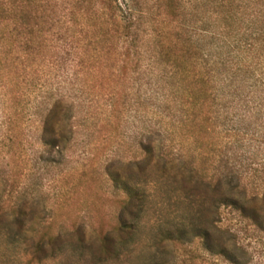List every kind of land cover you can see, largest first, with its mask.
Segmentation results:
<instances>
[{
  "label": "trees",
  "instance_id": "obj_1",
  "mask_svg": "<svg viewBox=\"0 0 264 264\" xmlns=\"http://www.w3.org/2000/svg\"><path fill=\"white\" fill-rule=\"evenodd\" d=\"M168 1L177 6L158 11L129 10L126 15L113 9L109 13L73 11L65 21L52 16L46 21L47 28L26 25L21 41L23 49L12 38L13 32L5 34V28H0V127L5 136L18 139L24 146L22 124L30 121L35 135L36 167L58 166L75 149L80 134L79 113L91 136L112 124L117 129L121 127L129 117L126 106L129 89L134 87L155 88L156 101L162 105L161 123H168L140 134L133 156L124 160L115 157L104 163L107 180L123 195L116 224L85 240L80 223L70 230L59 226L56 231H52L53 218L39 223L30 237L31 262L54 258L65 243L87 248L94 262L118 256L117 245L124 244L122 241L133 232V222L127 217L136 220L143 206L144 192L139 185L148 182L175 185L188 200V229L185 226L177 229L174 234L162 237L163 240L191 243L198 239L201 249L209 255L225 256L230 263L237 264L240 247L233 246L227 251L223 231L215 224L216 219L220 221V210L236 212L264 233V174L254 184L252 168L242 170L234 160L216 154L221 147L215 136L220 109L217 94L210 89L211 82L215 85L214 75L205 72L210 63V71L216 74V56L212 61L203 59L205 51H209L203 42L206 36L202 28L189 25L186 0ZM190 1L201 7L202 0ZM211 2L215 7L225 3ZM238 2L242 11L239 13L238 9L236 13L240 15L239 21L244 22L243 9L252 0ZM233 3L235 0H231L230 4ZM200 7L194 12L200 17L198 22L202 21ZM10 11L1 9L0 14ZM218 12L214 10V19ZM21 14L34 17L27 11ZM214 26L212 35L217 39V24ZM63 28L73 34L72 39L76 31L83 36L81 39L75 36L80 50H74L77 60L69 64L58 58L60 53H68L67 46L72 47L74 42V39L64 41L62 48L57 45L65 36ZM83 40L89 47L80 44ZM107 40L110 41L104 45ZM116 42H121L122 51L118 53L121 63L109 66V76H104L105 63L113 62L109 56L117 53ZM107 56L109 59L104 58ZM61 66L65 70L62 74ZM12 90L16 93L9 94ZM165 138L171 144H164ZM175 142L179 145H172ZM190 142L192 149H187L185 146ZM214 163L217 165L213 166ZM3 176L0 174V181L7 184L9 179ZM2 202L0 198V224L9 221L16 235L23 237V229L33 217L31 207L23 201L6 203L4 207Z\"/></svg>",
  "mask_w": 264,
  "mask_h": 264
},
{
  "label": "rangeland",
  "instance_id": "obj_2",
  "mask_svg": "<svg viewBox=\"0 0 264 264\" xmlns=\"http://www.w3.org/2000/svg\"><path fill=\"white\" fill-rule=\"evenodd\" d=\"M255 1L252 0L253 3L243 9L246 12L244 22L239 21L240 15L236 13L238 9L239 13L242 11L238 0L233 5L231 0H224L222 7H215L211 0H202L201 7L190 0H186L185 4L189 25L202 28L206 36L203 42L209 51H205L203 59L212 61L216 56L218 61L216 74L210 71V63L205 68L207 74L214 75L215 85L214 81L211 82L210 89L217 94L216 102L220 109L215 136H218L221 147L216 149V154L234 160L236 167L242 170L252 168L254 184H258L264 174V0ZM174 5L177 6L168 0H0V10H11V13L0 14V28H5V34L13 32L12 38L17 40L19 49H23L21 41L26 25L47 28L46 21L52 16L65 21L69 19L67 14L73 11L109 13L113 9L126 15L129 10H169ZM199 7L201 22H198L199 15L194 13ZM214 10H219L217 19L213 17ZM24 11L33 13L34 17H24L21 14ZM233 11L238 19L232 15ZM215 24L219 32L217 39L212 35ZM63 31V41L57 45L62 48L64 41L74 39V42L72 47L65 45L69 52L60 53L58 58L67 64L76 62L74 50H80V47L75 36L80 39L83 36L76 31L72 39L73 34L66 28ZM80 44L86 42L83 40ZM115 45L117 53L109 56L113 62L108 60L105 63L104 76H109V66L121 63L122 57L118 54L122 51L121 42ZM214 46H217L216 50ZM63 71L61 66L59 73ZM15 93L16 90H12L9 94ZM156 97L153 87L129 89L126 106L129 117L118 129L112 124L102 128L98 135L91 136L81 119L82 113H79L77 144L58 166L34 165L35 135L29 120L22 124L25 128L24 139L21 140L24 146L18 139L5 136L0 127V174L9 179L7 184L0 181L1 201L4 207L6 203L26 202L33 212L32 220L23 229V237L16 235L9 221L0 224V264H233L225 256L206 253L198 239L191 243L162 239L174 234L177 229L188 227L190 208L185 194L178 187L158 182L139 185L144 192L143 206L136 220L127 217L133 222V232L122 241L124 244L117 245L118 256L94 262L89 258L87 248L65 243L54 258L43 259L40 263L30 261V237L39 223L45 224L53 218L55 224L52 231L59 226L70 230L71 226L80 223L85 240L116 224L123 195L107 180L104 163L115 157L124 160L133 156L137 153L140 134L159 125H168L161 123L159 112L162 105ZM14 123L16 125L17 120ZM168 139L165 138L164 144H171ZM172 145L179 144L175 142ZM185 147L192 149L191 142ZM215 158L220 159L218 156ZM220 211V221L216 219L215 224L223 231L227 251H231L233 246L240 247L237 264H264V233L236 212Z\"/></svg>",
  "mask_w": 264,
  "mask_h": 264
}]
</instances>
